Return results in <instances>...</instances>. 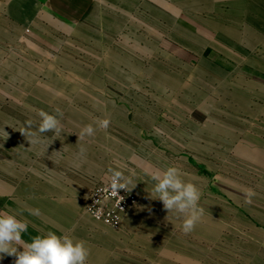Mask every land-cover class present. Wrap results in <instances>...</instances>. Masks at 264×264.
Masks as SVG:
<instances>
[{"label":"rangeland","instance_id":"1","mask_svg":"<svg viewBox=\"0 0 264 264\" xmlns=\"http://www.w3.org/2000/svg\"><path fill=\"white\" fill-rule=\"evenodd\" d=\"M7 7L21 16L27 2L7 0ZM42 10L53 18L38 27L0 20V184L52 168L38 162L62 161V146L109 118L130 143L123 173L146 202L151 174L168 166L201 191L205 213L193 232L150 198L140 219L156 229L144 233L171 240L187 264H246L259 253L264 229L252 222L264 221V0H43ZM31 33L42 34L38 43ZM217 60L231 69L214 70ZM57 108L61 134L38 133V112ZM29 121L36 143L20 132ZM244 188L256 192L251 204ZM99 224L113 232L103 238L119 231Z\"/></svg>","mask_w":264,"mask_h":264},{"label":"crops","instance_id":"2","mask_svg":"<svg viewBox=\"0 0 264 264\" xmlns=\"http://www.w3.org/2000/svg\"><path fill=\"white\" fill-rule=\"evenodd\" d=\"M12 0H10L11 2ZM27 8L21 16H14L7 11V0H0V14L2 18L9 17L17 22L39 26L48 18L44 16L43 0H26ZM12 7V4L10 5ZM67 19L68 17L65 16ZM81 20L82 17L73 18ZM49 20V19H48ZM27 31V30H26ZM38 43L42 34H29ZM32 35V36H31ZM227 50H220L225 54ZM214 70L231 69L229 65L214 61ZM216 67V68H215ZM106 113V110H103ZM85 115V114H84ZM103 114V116H106ZM112 115V114H110ZM115 124V123H114ZM111 128L103 130V136L99 141H93L89 137L78 140H69L66 146V155L62 154V161L53 158H41L39 164L52 165V168H36V171L28 172L17 178L7 175L0 184V211L17 215L18 219L28 221V230L22 234L25 242H31L37 235H43L47 231H53L57 235H69L75 239H82L90 249L87 264H124L128 261H179L187 264L190 258L181 250H171V240H161L156 234L144 230L151 227L156 229L155 222L141 223V207L148 206L151 196L146 202L143 198L145 192L136 191L140 198V206L136 210H130L123 216L121 229L111 237L103 238V232L113 234L95 221L85 210L88 196L91 190L107 180L106 173L109 169H124L122 150L130 147V143L123 138V127L121 125H109ZM81 147L84 152L81 153ZM121 150L118 153L117 150ZM62 152V151H61ZM150 193V191H149ZM140 207V208H139ZM39 209L40 215H31L26 209ZM251 220V219H250ZM259 220V219H258ZM251 221L254 226L263 227L264 221ZM143 226V227H142ZM158 228H161L158 227ZM143 233V234H142ZM183 239V238H180ZM259 253L245 258L246 264H264V236L259 238ZM185 240H180L181 245ZM164 245V246H162ZM19 250H22L20 248ZM183 250V249H182ZM184 251V250H183ZM15 257L5 255L0 259V264H14ZM199 264V263H195Z\"/></svg>","mask_w":264,"mask_h":264},{"label":"clouds","instance_id":"3","mask_svg":"<svg viewBox=\"0 0 264 264\" xmlns=\"http://www.w3.org/2000/svg\"><path fill=\"white\" fill-rule=\"evenodd\" d=\"M55 113L50 114L44 110L38 112L40 117L38 133L53 132L57 136L61 134L62 125L58 117L63 114L59 108L55 109ZM110 122L109 118H97L94 124H87L81 129L78 140L86 136L93 137L97 129L107 130ZM30 127L31 121L28 122V127L20 132L25 137H32L29 140L30 144L36 143L39 141L38 134L30 131ZM7 137L8 134L5 132V138ZM80 151L83 153L85 150L81 147ZM109 173V188L113 195L119 196L121 190L131 192L136 187L131 175L125 176L123 171L115 169H109ZM151 179L155 182L150 193L151 198L161 201L168 213L174 211L184 217L182 231L185 234L193 232L205 213L199 204L200 189L196 184L184 179L181 171L175 166L157 169L151 174ZM242 194L246 204H251L256 196L252 188L242 189ZM119 197L123 200L122 196ZM26 210L31 215H40L39 209ZM27 230V220L0 211V259L7 255L15 257L14 264H87L90 249L84 240L47 231L43 235L34 236L31 242H25L22 234ZM20 248L22 250H19Z\"/></svg>","mask_w":264,"mask_h":264},{"label":"built area","instance_id":"4","mask_svg":"<svg viewBox=\"0 0 264 264\" xmlns=\"http://www.w3.org/2000/svg\"><path fill=\"white\" fill-rule=\"evenodd\" d=\"M109 179L97 184L90 192L86 212L97 222H100L114 230L122 227L123 216L134 209L139 203L138 195L131 190H121L119 196L113 195L109 188Z\"/></svg>","mask_w":264,"mask_h":264}]
</instances>
